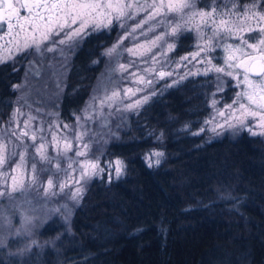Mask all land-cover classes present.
Masks as SVG:
<instances>
[{"label": "trees", "instance_id": "trees-1", "mask_svg": "<svg viewBox=\"0 0 264 264\" xmlns=\"http://www.w3.org/2000/svg\"><path fill=\"white\" fill-rule=\"evenodd\" d=\"M104 37L86 39L76 51L63 116L90 94L101 67L92 61H102ZM8 67L16 66L1 68ZM4 79L0 75V104L8 94ZM196 90L190 81L167 90L131 114L112 138L107 153L124 158V174L89 183L69 225L73 260L206 264L231 255L238 257L233 264H264V137L193 136L185 126L202 115ZM155 147L163 156L148 167L145 154ZM0 264L14 263L0 255Z\"/></svg>", "mask_w": 264, "mask_h": 264}, {"label": "rangeland", "instance_id": "rangeland-1", "mask_svg": "<svg viewBox=\"0 0 264 264\" xmlns=\"http://www.w3.org/2000/svg\"><path fill=\"white\" fill-rule=\"evenodd\" d=\"M101 2H108V0H101ZM111 2L116 3L117 0H111ZM119 2L133 5L132 10L134 13L138 12L139 15L136 16V20L127 22L129 26L127 29H121L114 25L110 31L106 29L91 34L86 38L97 39L98 36L104 33V39H109V41L102 46L103 52L117 44L121 37L131 31V28L135 27L137 20L146 18L143 8H135L136 4L143 6L153 2L160 3V0H119ZM163 2L166 5L171 3L175 6L181 3L182 0H163ZM193 2L196 5V11L209 12L215 8L218 20L223 19L231 23H244L245 27H257L251 15L245 17L242 14L244 7L252 6L251 0H193ZM256 5L255 14L257 16L264 14V4H261L260 0H256ZM234 9L235 11H233ZM172 18V14H169V19ZM176 18L179 19L178 16ZM197 22H199V17H197ZM259 26H264V22H261ZM149 28H155V31H148ZM165 29L169 32L171 31L167 24L160 27L154 20H148L143 30L137 29L136 33L123 39L117 50L119 55L114 54L111 58L101 55L102 61L94 59L92 62L94 64L101 62V67L93 81L91 92L79 103L78 110H70L67 116L62 115L61 105L67 90L69 92L72 90L68 87L72 84L70 72L74 65V55L86 39L80 41L71 49H69L67 44L58 45L57 51H42V53L35 51V49L20 51L25 41V33H21L19 37H12V39H0V67L19 60V65H15V68L21 66L23 70L20 79L15 81L8 91L7 98L3 101L4 103L0 104V156L7 158L10 153H17L15 157L0 165V191L5 193L0 196V239L5 241L4 246L0 247V255L3 256L4 260L11 261L14 264L100 263L91 258L73 260L74 258L70 255L67 247V238L70 232L69 225L74 215L75 207L80 204L89 183L95 178H99L94 177L86 182L80 180L81 165L91 162L98 163L100 167H105L109 162L114 165L116 160H121L124 165L126 164L123 157H110L107 149L112 138L117 137L127 118L140 110H117V108L123 109L125 105L132 103L143 95V93L138 92L131 99H128L125 95L126 89L131 88L135 91L137 87H143V85L132 83V73L136 74V79H139L140 76L148 78L143 71L145 68L155 69L152 72V77H157L160 71L173 73L171 76L166 75L164 79L154 82L153 87L157 95L152 96L149 102L166 93L167 90L179 85L181 87L183 83L188 81H190L191 85L197 87V92H202V115L195 120L194 124L185 126L192 128L190 133L193 136L210 140L224 135L233 137L243 133L253 135L247 129L236 130L229 127L228 123L225 122V117L219 115L220 112H224L226 116L230 115L228 105H233L237 94L245 90V86L239 83L237 79L226 76L223 73H216L214 70L209 71L208 75H203L206 68L211 69L213 66L231 70L226 67L225 61L229 56V52L224 51V48L228 43H234V41H214L217 47L208 56L211 64H207L201 62L203 54L196 59H192L190 56L191 53L197 51L196 45L198 43L204 44L207 40L198 39L196 31H185L179 37L167 38L169 43H175L174 51L167 52L166 58L158 56L159 62L154 63L150 57L158 53L159 49L152 48V52L148 53L147 49L151 47L148 41L154 39L155 35L162 34ZM141 31L146 34L140 35ZM211 34L209 28L202 26V31L199 33L200 36H211ZM27 35L31 38L33 34L29 31ZM36 35L38 36V34ZM257 35V32L251 34L252 37ZM60 38L64 37H57V39ZM250 42L252 41L250 40ZM47 46H50L49 42H45L42 48ZM127 48H134L137 55H130L126 51ZM164 49L166 51V44ZM184 56H189V60L180 63L181 57ZM78 60L79 58L76 59V63H78ZM144 61H147V63ZM121 64L127 66L126 71L120 69ZM130 64L131 66H128ZM85 69H88V65L85 66ZM198 72L200 74H195ZM251 78L257 82L264 80V77L252 76ZM173 81H177V83L171 87H165L166 84H171ZM16 85H23V87L13 91ZM218 86L222 90L218 91ZM114 91L119 93L118 101L111 108L108 107L107 103L101 106V101L105 100L106 95L111 96ZM94 96L96 97L95 101L93 100ZM213 100L216 101L215 106H213ZM257 101L258 105H264V101H259L258 98ZM241 102L248 103L246 99ZM88 105H92V107L88 109L87 115L92 118L85 120L84 109ZM233 107H238V105ZM17 109L23 115H18L17 117L19 127L16 124H12L11 127L17 128V131H19L20 128L24 127V121L31 115L35 119L31 121L30 134L32 130L42 127L44 129L42 135L46 137V141L51 142L52 133H55L59 138L60 149H63V137L67 136L69 140H72V151L66 154L58 153L56 148L51 143H48L47 153L49 157L53 158L52 164L51 166L42 164L36 154L35 147H32L33 142L31 139L25 137L22 142H19L8 135L9 118ZM251 110L257 112L255 117L246 115L242 118L249 123L253 132L256 133L255 135L264 137V127L258 126L264 111H261L255 105ZM239 115V113H236V116ZM77 116L81 117L82 126L77 125ZM212 118H215L213 123H205L212 120ZM57 124H59V128L56 127ZM65 124L70 125L71 128L65 129ZM217 125H223V127H218ZM201 129H204V131H201ZM82 132L86 133L82 141L77 142L73 139L74 134ZM35 143L37 145L40 143L39 135ZM84 144L89 146L87 155L76 156L77 150H84ZM153 152L164 153V150L162 147L152 148L145 154V158L149 157V154ZM21 154L25 156L26 168H16V165L20 163L19 157ZM161 157H159V160H161ZM150 159L153 164H156L157 157L152 156ZM146 161L148 163L147 159ZM33 162L36 163L38 178L42 187L39 189L32 187L12 191V176L16 177L17 184L21 181L25 185L29 183L28 177L31 175L30 169ZM57 163L60 166L59 172L56 171ZM70 163L72 165L71 168H69ZM49 178L53 179L54 184H65L66 187L63 191H60L59 187H54L50 191L57 194L46 196L43 188L47 187ZM78 180L79 184H77ZM76 187H83V194L78 202L73 201L69 195V193L75 191ZM65 205L67 206L66 209L62 207ZM54 209H60V211H53ZM25 217L31 221L30 224L25 223ZM65 217H67V222H65ZM234 257L236 256L220 255L213 261L210 259L211 262L209 261L206 264H233L232 262L238 259V257Z\"/></svg>", "mask_w": 264, "mask_h": 264}, {"label": "snow or ice", "instance_id": "snow-or-ice-1", "mask_svg": "<svg viewBox=\"0 0 264 264\" xmlns=\"http://www.w3.org/2000/svg\"><path fill=\"white\" fill-rule=\"evenodd\" d=\"M261 4H264V0H260ZM251 7H244L242 9V14L247 17L251 15V18L257 24V27L247 26L245 27L244 23H231L223 19L218 20L216 9L213 8L212 11H196V5L193 0H182L178 5H173L171 3L165 4L163 0H160V3L153 2L152 4H145L143 6L136 4L135 8H143L146 13V18H142L136 21L135 27L131 28V31L127 32L124 37L119 39V42L113 45L111 48L103 52L102 56L112 57L114 54L119 55L118 49L123 39H126L128 36L136 33L137 29L143 30L144 25L148 20H154L156 24L160 27H163L167 24L168 28H171V31H165L162 34L155 35L154 39H150L148 43L151 45L147 49L148 53L152 52V48L159 49V52L151 55L150 59L154 63H158L157 57H167V52L174 51L175 43H169L168 37H179L182 32H191L196 31L198 34V39L204 40L207 42L204 44L198 43L196 45L197 51L191 53L190 56L192 59L201 57L203 54V59L201 62L211 64V60L208 58L209 54L216 50V43L214 41H224L230 40L234 43H228L224 48V51L229 52L225 63L227 69L224 67H215L208 69L206 68L203 72V75H208V72L214 70L216 73H223L226 76L233 77L237 79L239 83H242L245 86V90H242L237 94V98L233 101V105H228L230 115L226 116L224 112H220L221 117H225V122L228 123V126L236 130L247 129L250 133L255 135L252 127L249 123L242 117L250 115L255 117L257 112L251 110L255 105L264 111V105H258L257 98L259 101H264V80L257 82L251 77L255 75L256 77H264V26H259L261 22H264V14L257 16L255 10L257 9L256 0H251ZM133 5L124 4L117 0L116 3L111 2H101V0H0V32L4 35L12 36L15 34L16 37H19L21 33H25V41L23 46L20 48V51H26L28 49H35V51L42 53V51L55 52L57 51L58 45H69V49L75 47L80 41L86 39L89 35L103 31L111 30L113 26L119 27L121 29H127L129 26L127 24L130 20H136V16L139 15L138 12L132 10ZM235 11V9L233 10ZM26 13V14H22ZM169 14H172V19H169ZM222 15V14H221ZM179 17L177 19L176 17ZM159 17V19H157ZM197 17H199V22H197ZM239 19V17H237ZM202 26L209 28L211 30V36H200L199 33L202 31ZM31 32L33 35L31 38L28 37V32ZM148 31H155V28H149ZM257 32L258 35L252 37L251 34ZM247 33V35H245ZM38 34V36L36 35ZM144 31L140 32V35H145ZM63 36L64 38L57 39V37ZM250 40L252 42H250ZM45 42H49L50 46L42 48V45ZM167 45L165 51L164 45ZM126 51L132 55L136 56L137 52L134 48H127ZM238 54V55H237ZM189 60V56L181 57L180 63ZM147 63V61H144ZM128 66H131L128 65ZM120 69L123 71L127 70V66L121 64ZM147 77L140 76L139 79H136L135 73L131 74L132 83L143 85V87H137L135 91L129 88L125 90V95L128 99H131L132 96L136 94L143 93L142 96L137 98L132 103H129L124 106L123 109L117 108L118 111H135L143 108L151 100L152 96L157 95L153 84L157 80H162L164 77L171 76L172 72L160 71L157 77H152V72L155 69L145 68L143 70ZM195 74H200L195 73ZM177 81H173L171 84H166L165 87L173 86ZM23 87V85H16L13 88V91L18 90ZM222 90L218 86V91ZM130 94V95H129ZM23 99V98H21ZM119 99L118 92H112L111 96H107L105 100L101 101V106L107 103L108 107L111 108L114 103ZM246 99L247 104L241 102ZM93 100H96V97H93ZM216 101L213 100V106H215ZM238 105V107H233ZM92 105H88L85 109V120H89L92 117L87 115L88 109ZM236 113H239V116H236ZM18 115H23L19 109L13 112L12 116L9 118V129L8 135L14 137L17 141L22 142L25 137H28L33 142L32 147H35L36 154L39 156V160L42 164L51 166L52 157L48 156L47 153V144L51 143L57 150L58 153H64L72 151V140H69L67 136L63 137L64 145L63 149L59 148V138L55 133H52V141H46V137L42 135L44 129L36 128L29 133L31 128V121L35 117L29 115L24 121V127L20 128L17 131V128L11 127L12 124H16L19 127ZM233 117H235L233 119ZM77 125H81V117H76ZM215 118H212L210 121L205 123H213ZM231 121V122H229ZM218 127H223V125H217ZM259 127H264V115L261 116L260 121L258 122ZM59 128V124L56 125ZM65 129H70L71 126L68 124L64 125ZM204 131V129H201ZM199 134V133H195ZM40 143L37 145L35 142L38 138ZM86 133L74 134L73 139L77 142L83 140ZM88 144L83 145L84 150H77L76 156H86L88 151ZM16 152H12L8 157L0 156V165L5 164L9 159L15 157ZM157 157L155 163L159 165V157L163 156L162 152H153L149 154V157H146L148 160V167H152L153 163L150 157ZM20 163L16 165V168L27 167L25 163V156L23 154L19 157ZM71 163L69 168H71ZM125 165L123 161L116 160L114 165L112 162H109L105 167H100L98 163L86 162L81 165L80 171V180H90L94 177H99L103 179L105 176L109 183L115 178L119 179L124 172ZM15 171V169H13ZM31 175L28 177L29 183L27 185L21 181L19 184L16 183V177L12 176V191H17L18 189L25 188H41L42 185L39 181V174L37 173L36 163L33 162L31 165ZM56 171H60L59 163L56 164ZM79 184V180L77 181ZM54 187H59L60 191L66 187L65 184H54L52 178L47 180V187L43 188V191L46 196L56 195V192H52ZM5 193L0 191V196H3ZM83 187H76L74 192L69 193L70 198L73 201L78 202L82 197ZM65 209L67 206H62ZM53 211H60V209H54ZM65 222H67V217H65ZM25 223L30 224L31 221L25 217ZM35 243V242H33ZM5 241L0 239V247H3Z\"/></svg>", "mask_w": 264, "mask_h": 264}, {"label": "flooded vegetation", "instance_id": "flooded-vegetation-1", "mask_svg": "<svg viewBox=\"0 0 264 264\" xmlns=\"http://www.w3.org/2000/svg\"><path fill=\"white\" fill-rule=\"evenodd\" d=\"M22 14H26V13H22ZM12 37H16L15 34H13L10 37V36L4 35V33L0 32V39H12ZM8 65H12V66L19 65V60L12 61V62L8 63L6 66H8ZM3 66H5V65H3ZM1 67H0V75L4 76V78H5L4 80L7 84L6 88L9 91L10 88L13 86L14 82L18 81L20 79V76L22 75L23 70H22L21 66L17 67V68L8 67L6 69H2ZM8 77H10V78H8Z\"/></svg>", "mask_w": 264, "mask_h": 264}, {"label": "water", "instance_id": "water-1", "mask_svg": "<svg viewBox=\"0 0 264 264\" xmlns=\"http://www.w3.org/2000/svg\"><path fill=\"white\" fill-rule=\"evenodd\" d=\"M254 77H256L255 75H253Z\"/></svg>", "mask_w": 264, "mask_h": 264}]
</instances>
